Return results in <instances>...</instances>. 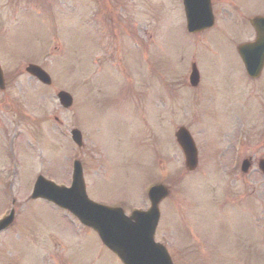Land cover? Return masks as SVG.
<instances>
[{
    "label": "rangeland",
    "instance_id": "rangeland-1",
    "mask_svg": "<svg viewBox=\"0 0 264 264\" xmlns=\"http://www.w3.org/2000/svg\"><path fill=\"white\" fill-rule=\"evenodd\" d=\"M80 1L73 0L70 16L50 7L57 0H0L7 81L0 93V219L12 200L16 214L0 232V264H121L95 234L79 223L74 228L72 215L31 200L38 175L70 183L73 152L88 196L117 200L126 211L146 204L148 186L183 172L161 206L159 240L173 246L174 264H264V181L258 174L238 178L226 150L261 121L264 93H252L238 55L246 19L237 13L264 16V0H222L221 29L203 36L188 35L182 0H85L88 7ZM16 13L23 14L14 22ZM32 49L40 52L35 59ZM24 53L48 72L50 87L25 72ZM191 63L200 74L195 89ZM60 91L73 96L72 108L60 106ZM180 126L207 155L194 174L184 171L174 139ZM73 128L83 134L81 149L71 141ZM258 146L251 143L259 152ZM220 191L235 204L225 206Z\"/></svg>",
    "mask_w": 264,
    "mask_h": 264
},
{
    "label": "water",
    "instance_id": "water-1",
    "mask_svg": "<svg viewBox=\"0 0 264 264\" xmlns=\"http://www.w3.org/2000/svg\"><path fill=\"white\" fill-rule=\"evenodd\" d=\"M196 1L185 0L189 18L188 26L191 32L196 30L195 28L198 26L195 20ZM203 1L206 9L209 6V0ZM198 2L200 1L198 0ZM260 21V19H256L253 23L259 29L262 26ZM205 26L209 25H204L203 27ZM261 44L262 42H260ZM240 52L243 55V60H250V56L247 55V49L243 48ZM26 71L44 84L51 83L48 74L37 66L30 65ZM198 80V74L194 70L191 82L196 86ZM0 87H4L1 67ZM58 98L65 108H69L73 103L72 97L66 92H60ZM72 134L74 141L79 146L82 145L81 133L74 130ZM177 140L186 154L188 167L194 169L197 164V153L190 134L187 130L181 129L177 134ZM166 194L167 191L163 186L154 187L150 191L153 209L148 213L138 212V214L127 217L120 209L105 208L89 201L85 192L82 169L79 165L71 188L59 187L40 178L35 186L32 198H43L63 209L71 211L85 225L95 229L103 242L117 253L125 264H173L167 251L154 241L158 223V217L154 218V212L158 210L154 209V207L157 208L159 202ZM12 218L13 216L6 219L0 225V229L6 227L12 221Z\"/></svg>",
    "mask_w": 264,
    "mask_h": 264
},
{
    "label": "flooded vegetation",
    "instance_id": "flooded-vegetation-1",
    "mask_svg": "<svg viewBox=\"0 0 264 264\" xmlns=\"http://www.w3.org/2000/svg\"><path fill=\"white\" fill-rule=\"evenodd\" d=\"M72 2L69 0L57 1L55 4V7H56V9H59L60 12H64V13L70 15L71 11L75 8L74 2L73 3ZM219 3L226 5V3H222V0H219ZM49 5H50V3H49ZM245 19L249 20V18L244 17V20ZM246 30H247L246 35H245L246 42L255 41L256 40L255 32L250 28L246 29ZM263 76H264V63H263V71H262V74L259 78L252 79V78L246 76L248 78V81L252 82L251 91L256 96H261L264 93V81H262ZM258 81H260L259 82V91L260 92H257V90L254 86L255 84L258 83ZM254 89H255V91H253ZM260 105H261V109H260L261 110V116H260L261 121L255 125V127L253 129V133L250 134L249 136L245 135L244 133H238L234 137L231 144L229 145V149H227L228 155L231 153L230 154V156H231V162L230 163H235L234 169H235L236 173H237V171L239 172L238 178L245 179L246 177H250L252 174H258V175H260V177L264 181V172L259 169V163L262 160H264V108L262 109V106H263L262 103H260ZM251 143H259L258 148H260V151L258 152L255 147L251 148ZM247 150H248V152H247ZM219 156H221L223 159H225V156H222L221 153H219ZM247 160L250 162V168H249V171L247 173H244V172H242V164L244 161H247ZM180 174H183V172L175 173L176 176H178ZM186 174H187V172H186ZM190 174H192V173L190 172ZM168 178L170 179L171 176H168ZM172 247H168V249L170 250L171 253H173ZM174 253L176 254L177 252H174Z\"/></svg>",
    "mask_w": 264,
    "mask_h": 264
}]
</instances>
